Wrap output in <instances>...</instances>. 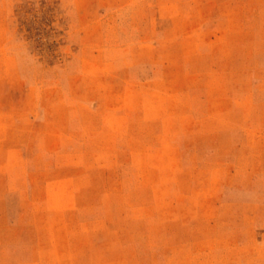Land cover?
Returning <instances> with one entry per match:
<instances>
[{
  "label": "rangeland",
  "instance_id": "obj_1",
  "mask_svg": "<svg viewBox=\"0 0 264 264\" xmlns=\"http://www.w3.org/2000/svg\"><path fill=\"white\" fill-rule=\"evenodd\" d=\"M0 264H264V0H0Z\"/></svg>",
  "mask_w": 264,
  "mask_h": 264
}]
</instances>
